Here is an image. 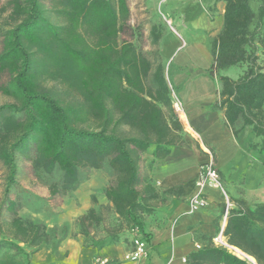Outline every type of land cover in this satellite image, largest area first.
Listing matches in <instances>:
<instances>
[{
	"label": "trees",
	"instance_id": "trees-1",
	"mask_svg": "<svg viewBox=\"0 0 264 264\" xmlns=\"http://www.w3.org/2000/svg\"><path fill=\"white\" fill-rule=\"evenodd\" d=\"M221 1L223 26L210 43L208 68L222 84L216 106L224 109L229 126L238 118L251 126L260 137L253 146L264 153V0L255 9L251 0ZM6 8L0 74L7 73L8 80L0 83V92L11 100L0 104V161L7 169L0 208H15L10 192L16 158L28 156L31 146L34 167L63 172V189L76 183L78 167L98 168L108 158L117 179L102 193L116 223L95 246L128 242L132 226L145 237L143 217L153 212L160 193L143 181L142 153L153 146L154 158L164 157L181 124L171 110L161 64L152 70L133 42L118 39L129 15L127 0H8L0 12ZM232 66L244 68L236 79L218 74ZM236 201L223 234L255 264H264V201ZM100 221L90 208L80 226ZM1 229L7 237L0 248L24 252L19 242L36 246L46 240L39 223L16 213L0 222ZM189 258L190 264H253L211 244Z\"/></svg>",
	"mask_w": 264,
	"mask_h": 264
},
{
	"label": "crops",
	"instance_id": "crops-1",
	"mask_svg": "<svg viewBox=\"0 0 264 264\" xmlns=\"http://www.w3.org/2000/svg\"><path fill=\"white\" fill-rule=\"evenodd\" d=\"M135 2L137 10L143 11L141 15L146 16L144 26L148 45L144 54L152 63V70L157 63L162 66L171 110L181 129L174 132L176 142L169 145L164 157L154 158L153 146L142 153L146 165L140 167L143 181H150L160 193L153 202V212L143 217L146 257L135 263L124 261L128 245L123 242L102 248L74 246L72 264H90L97 255H107L116 264H190L192 252L208 244L214 245L212 237L224 228L226 222L222 218L224 203L221 191L205 185L201 192L207 198V206L190 209L188 205L189 197L197 191L194 184L200 165L208 157L205 149L212 153L234 207L237 208L238 199L248 203L264 199L257 191L264 187V153L253 146L260 141V137L255 135L251 126L243 125L241 118L232 126L227 124L224 109L216 106L222 84L217 76L208 72L212 61L210 43L222 29L225 2ZM174 27L182 29L187 37L184 38L179 31L177 35L171 33L170 28L174 30ZM152 34L157 35L155 40ZM180 39L184 42L181 45ZM170 43L174 49L164 55ZM174 61L175 66L171 68ZM218 74L236 79L241 72L239 66H232L219 70ZM174 99L181 102L184 112L181 118L179 111L172 106ZM187 184L191 185L190 189ZM248 257L254 261L253 257Z\"/></svg>",
	"mask_w": 264,
	"mask_h": 264
},
{
	"label": "rangeland",
	"instance_id": "rangeland-1",
	"mask_svg": "<svg viewBox=\"0 0 264 264\" xmlns=\"http://www.w3.org/2000/svg\"><path fill=\"white\" fill-rule=\"evenodd\" d=\"M7 1L0 0V8L6 5ZM127 4L129 15L123 22L118 39L120 42L131 41L139 51L146 53L145 46L148 45V34L145 32L144 26L146 16L141 15L143 11L137 10L135 0H127ZM257 4V0L250 2L254 9ZM8 11L9 8H6L5 11L0 12V29L6 27ZM174 28V30L170 28L171 33L177 35L176 32L179 31L184 38L187 37L182 29ZM182 43L180 39L179 44ZM1 47L2 37L0 35V50ZM180 48L181 46L178 50ZM172 49H174V45L170 43L164 55ZM170 66L174 67L175 61ZM243 69L242 66H239L241 73ZM7 80L8 74L1 73L0 83H5ZM48 85L51 83L48 82ZM10 100V97L0 92V104ZM34 155L35 148L31 146L28 156H17L16 184L10 192V199L15 203V208L12 211L7 210L6 205L2 209L0 208V222L7 223L13 217V213H16L26 222L39 223L43 227L46 240L36 246L19 242L24 252L1 247L0 264H72L71 253L74 246L100 248L95 244H99L105 238L108 230L116 223L112 204L105 198L102 190L105 186L116 181L117 174L110 167L108 158H106L98 168L78 167L76 183L71 188L63 189V172L58 167H53L50 170L34 167L31 160ZM140 167H146L144 158L140 162ZM6 174L7 169L0 161V201L3 197ZM54 190L55 192H53ZM257 191L258 195L264 198V187ZM90 208H94L96 214L101 217V221L81 227L80 218ZM2 227L4 228L5 225ZM82 231L86 234H83ZM6 237L4 230L1 229L0 239ZM247 259L253 261L250 258Z\"/></svg>",
	"mask_w": 264,
	"mask_h": 264
},
{
	"label": "built area",
	"instance_id": "built-area-1",
	"mask_svg": "<svg viewBox=\"0 0 264 264\" xmlns=\"http://www.w3.org/2000/svg\"><path fill=\"white\" fill-rule=\"evenodd\" d=\"M167 23L169 25L171 24L169 20H167ZM172 106L175 111L181 110V102L177 99H174V101L172 102ZM205 151L208 154V157L207 160L200 165L199 172L194 184L197 188V191L189 197L188 205L190 209H200L207 206L208 201L207 198L201 192L202 187H204L205 185H210L214 188H218L221 191L224 203V211L222 214V218L226 220L229 209L233 208L235 204L222 183L220 173L218 172L215 166L214 157L212 153L208 149H205ZM223 229L224 228H221L218 233L214 237H212V243L216 246L225 248L227 251L231 252L239 258H249L241 250L227 242L226 237L223 234ZM129 232L131 237L128 242L124 243L128 245V248L127 250H125L123 260L135 263L141 258L146 257V241L144 240V237L141 234L138 226H132L129 229ZM252 263L255 264L254 261H252ZM90 264L116 263L112 258L107 255H97L92 259Z\"/></svg>",
	"mask_w": 264,
	"mask_h": 264
},
{
	"label": "bare ground",
	"instance_id": "bare-ground-1",
	"mask_svg": "<svg viewBox=\"0 0 264 264\" xmlns=\"http://www.w3.org/2000/svg\"><path fill=\"white\" fill-rule=\"evenodd\" d=\"M179 115H180V117H182L184 115V112L182 110H180Z\"/></svg>",
	"mask_w": 264,
	"mask_h": 264
}]
</instances>
